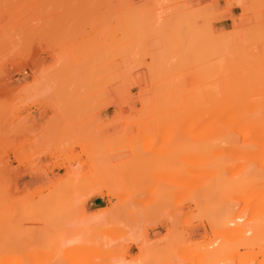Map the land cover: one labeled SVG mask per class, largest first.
Instances as JSON below:
<instances>
[{
	"label": "rangeland",
	"instance_id": "obj_1",
	"mask_svg": "<svg viewBox=\"0 0 264 264\" xmlns=\"http://www.w3.org/2000/svg\"><path fill=\"white\" fill-rule=\"evenodd\" d=\"M200 1L0 0V264H264V0Z\"/></svg>",
	"mask_w": 264,
	"mask_h": 264
},
{
	"label": "bare ground",
	"instance_id": "obj_2",
	"mask_svg": "<svg viewBox=\"0 0 264 264\" xmlns=\"http://www.w3.org/2000/svg\"><path fill=\"white\" fill-rule=\"evenodd\" d=\"M231 104H232V103H231ZM247 105H248V104H247ZM252 105H253V104H252ZM197 106H199V105H197ZM197 106L195 105V107H197ZM202 106H203V105H202ZM192 107H193V105H192ZM195 107H193V108H195ZM200 107H201V106H200ZM231 107H232V106H231ZM252 107H253V106H252ZM238 108H239V107H238ZM241 108H242V107H241ZM236 109H237V108H236ZM245 109H246V108H245ZM250 109H251V108H250ZM252 109H253V108H252ZM255 109H256V107H255ZM255 109H254V110H255ZM261 109H262V108H261ZM217 110H218V109L215 110V113L217 112ZM219 110H220V109H219ZM221 110H222V109H221ZM262 111H264V110H262ZM183 112H184V110H183ZM213 112H214V109H213ZM229 112L232 113V112H233V109L229 110ZM246 112H247V110H246ZM246 112H245V113H246ZM198 113H200V112H198ZM211 113H212V112H211ZM215 113H214V115H212V118L215 116ZM218 113H219V112H218ZM220 113H221V112H220ZM245 113H243V114H245ZM254 113H256V112H254ZM257 113H258V112H257ZM205 114H206V112H205ZM205 114H203V116H204ZM209 114H210V113H209ZM216 114H217V113H216ZM238 114H239V113H238ZM258 114H259V113H258ZM219 115H220V114H219ZM233 115H234V113H233ZM254 115H255V114H254ZM209 116H211V114L208 115V118H209ZM216 116H217V115H216ZM223 116L225 117L224 114H223ZM223 116L221 115V117H223ZM200 117H201V116H200ZM221 117L219 118V116H218V117H216V118H218L219 120H221ZM228 117H229V116H228ZM235 117H236V116H235ZM213 119H214V121L217 120V119L215 120V117H214ZM223 119H224V118H223ZM225 119H226V118H225ZM241 119H242V118H241ZM247 119H248V118H247ZM219 120H218V121H219ZM229 120H230V117H229ZM229 120H228V121H229ZM244 120H245V118H244ZM244 120H243V121H244ZM251 121H252V120H251ZM226 122H227V121H226ZM257 122H258V121H257ZM252 123H253V122L248 123L249 127H250V125H251V126H254L255 122H254V124H252ZM259 123H264V121L260 120V122H258V124H259ZM237 124H238V123H237ZM255 125H257V123H256ZM262 125H264V124H262ZM239 126H240V125H239ZM254 127H255V126H254ZM256 127H257V126H256ZM258 127H259V125H258ZM258 127H257V128H258ZM260 127H262V129H261ZM260 127L257 129V131H259V129H260V130H261V131H260V132H261L260 135H262V134H264V133H262V132H264V126H261V124H260ZM252 128H253V127H252ZM250 129H251V128H250ZM250 129H249V130H250ZM255 129H256V128H255ZM260 132H259V133H260ZM248 134H249V133H248ZM262 138H264V136H262ZM238 145H239V144H238ZM238 145H237V146H238ZM140 211H141V210H140ZM167 232H168V231H167ZM167 234H169V233H167ZM169 235H170V234H169ZM169 238H170V236H169ZM167 240H168V238H167ZM141 247H142V246H141ZM138 249H140V248H138ZM141 250H142V249H141ZM140 252H142V251H140ZM142 259H143V258H142ZM142 261H143V260H142ZM139 262H140V261H139ZM134 263H135V262H134ZM179 263H180V262H179ZM179 263H178V264H179ZM184 263H186V264H192L193 262H192V260H187V261H184Z\"/></svg>",
	"mask_w": 264,
	"mask_h": 264
},
{
	"label": "crops",
	"instance_id": "obj_3",
	"mask_svg": "<svg viewBox=\"0 0 264 264\" xmlns=\"http://www.w3.org/2000/svg\"><path fill=\"white\" fill-rule=\"evenodd\" d=\"M200 2H201V3H204V2H208V0H201ZM231 14H232V12H231ZM227 21H230V17H229L228 15H226L225 19H223V20L221 21V24H222V27H223V28H225V27H224V23L227 22ZM97 200H98V198H95L94 200H90V201H89V205H93V204L95 203V201H97ZM97 208H100V207H97Z\"/></svg>",
	"mask_w": 264,
	"mask_h": 264
}]
</instances>
